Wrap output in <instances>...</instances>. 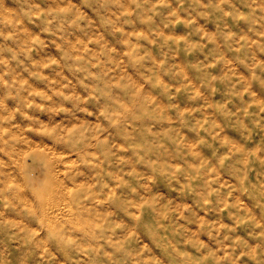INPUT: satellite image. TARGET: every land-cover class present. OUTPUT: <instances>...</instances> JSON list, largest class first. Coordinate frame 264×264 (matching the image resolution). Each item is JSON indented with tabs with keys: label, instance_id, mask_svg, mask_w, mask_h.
<instances>
[{
	"label": "clouds",
	"instance_id": "9594fccd",
	"mask_svg": "<svg viewBox=\"0 0 264 264\" xmlns=\"http://www.w3.org/2000/svg\"><path fill=\"white\" fill-rule=\"evenodd\" d=\"M0 264H264V0H0Z\"/></svg>",
	"mask_w": 264,
	"mask_h": 264
}]
</instances>
